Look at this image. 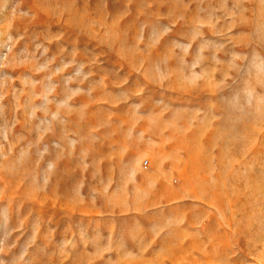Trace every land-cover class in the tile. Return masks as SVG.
I'll return each mask as SVG.
<instances>
[{
  "label": "rangeland",
  "instance_id": "obj_1",
  "mask_svg": "<svg viewBox=\"0 0 264 264\" xmlns=\"http://www.w3.org/2000/svg\"><path fill=\"white\" fill-rule=\"evenodd\" d=\"M0 264H264V0H0Z\"/></svg>",
  "mask_w": 264,
  "mask_h": 264
}]
</instances>
